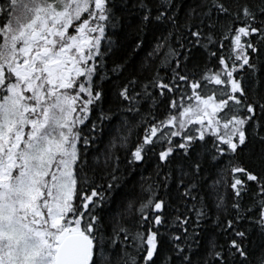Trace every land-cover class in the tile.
Returning <instances> with one entry per match:
<instances>
[{"label":"snow or ice","instance_id":"6c2138e0","mask_svg":"<svg viewBox=\"0 0 264 264\" xmlns=\"http://www.w3.org/2000/svg\"><path fill=\"white\" fill-rule=\"evenodd\" d=\"M0 264H264V0H0Z\"/></svg>","mask_w":264,"mask_h":264}]
</instances>
